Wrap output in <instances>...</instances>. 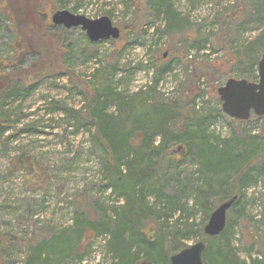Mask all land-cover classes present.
<instances>
[{
    "label": "rangeland",
    "instance_id": "rangeland-1",
    "mask_svg": "<svg viewBox=\"0 0 264 264\" xmlns=\"http://www.w3.org/2000/svg\"><path fill=\"white\" fill-rule=\"evenodd\" d=\"M241 2L173 0L175 10L185 19L176 31L166 29L162 16L157 18L147 11L148 25L142 30L147 27L149 32L140 31L126 42L122 40L114 45L111 40L91 43L80 28L64 29L63 46L68 50L55 75L37 78L30 89H18L0 102V264H26L30 247L51 235L71 233L79 214L87 215L85 219H97V214L102 211L110 214L119 205L111 189H98L105 162L99 147L93 144L90 118L98 114L104 102L105 114L113 115L122 130L129 133L131 127L136 131L151 126L153 114L145 116L159 96L165 103L179 96L184 100L182 107L190 100V110L206 117L204 134L211 143L230 138L237 142L233 146L239 148L245 141L233 137L232 133L239 136L244 132L249 143L237 150L264 156V119L251 116L247 122L236 124L215 112L221 109L217 90L227 80L257 81L252 78V71L256 70L252 64L263 49L254 40L263 27L250 23L246 12L240 15L239 22L225 30L221 26L222 8L234 11ZM258 2L245 0L244 5L255 10ZM127 3V0H57L61 9L56 11L65 10L89 20L107 17L119 28L121 23L128 25L133 17L134 9H125ZM53 13L47 18L51 19ZM9 28V22L0 18L1 59L11 55ZM124 46L127 47L122 50ZM158 49L162 55L166 53L162 58L167 71L154 89L153 57ZM183 52L186 58L182 57ZM191 87L194 91L190 97L187 90L192 92ZM183 89L185 92L181 94ZM140 90L143 94L137 97ZM117 97L131 102L129 111L123 113L117 108ZM169 108L174 114L179 111L173 106ZM183 110L185 113L188 109ZM119 133L111 132L110 136L115 138ZM154 141L157 146L159 137L155 136ZM114 143L110 140L104 148L112 150ZM196 162L195 150L190 149L177 171L195 172ZM114 178L110 182L114 183ZM250 182L242 202L226 213V227H231L233 237H206L205 243L211 244L214 250L222 245L223 239H228L238 257L248 263L264 259V249L250 247L244 240L252 232L264 244V168L261 164L252 171ZM190 197L186 212L182 213V222L188 217L193 224L190 237L172 241L166 237L165 229L161 234L163 247L169 250L170 256L199 242V231L203 232L207 223L208 218L201 211L191 210ZM221 203L224 202L217 199L210 202L214 209ZM178 214H173V220ZM79 226L82 229L84 224ZM108 239L107 235L90 236L86 245L77 250L80 255L86 253L82 261L59 264H109ZM74 242V238L69 239V243ZM51 246L63 248L60 242ZM87 246L89 250L85 252ZM212 259L213 264H225L215 256Z\"/></svg>",
    "mask_w": 264,
    "mask_h": 264
},
{
    "label": "trees",
    "instance_id": "trees-1",
    "mask_svg": "<svg viewBox=\"0 0 264 264\" xmlns=\"http://www.w3.org/2000/svg\"><path fill=\"white\" fill-rule=\"evenodd\" d=\"M127 1L125 9L133 8V17L128 25L120 24V38L117 41H110L112 45L122 40L126 42L131 35H136L140 31L148 33L147 27L142 30L148 25L147 11H151L154 17L162 16L166 29L171 32L176 31L183 25V20L185 21L175 10L173 0ZM244 2L245 0H242L234 11L222 8V29L225 30L229 25L239 22L240 15L246 12L250 23L263 27L254 42H259L264 51V0H259L258 8L255 10H252V7L246 8ZM60 9L57 0H0V18L10 24L8 32L11 51L9 57L0 58V102L7 99L9 93H15L18 89H30L37 78L52 77L64 63L63 57L68 50L63 46L65 30L54 26L47 18L48 14ZM126 47L124 46L122 50ZM223 47L225 51L229 50L226 44H223ZM261 54L253 60L252 65L256 70ZM181 55L186 58L184 52ZM162 56L159 49L154 52L152 79L154 89L160 77L167 71ZM26 61H29L27 65ZM256 70L252 71L253 79H257ZM187 91L191 97L194 89L192 88V92L189 89ZM184 92V89L181 90V94ZM141 94L143 92L138 91L137 97ZM115 96L119 95L115 93ZM115 101L118 103L117 108L123 113L130 110L128 106L131 102L128 103L119 97ZM183 101L178 96L166 104L159 96L154 100L156 105L151 106L145 116L150 117L153 114L151 126L136 131L131 127L129 133L122 130L120 122L113 115L105 114L106 102L101 104L98 114L90 118L95 138L93 144L99 147L105 162L98 189L104 191L111 189L119 205L112 208L110 214L106 211L97 214V219H85L87 215L79 214L70 229L71 233L60 232L51 235L30 247L26 264L82 261L86 253L80 255L77 252L78 248L86 245L85 242H88L90 236L92 238L98 235L109 237L106 243L107 255L110 256L109 264H170L169 250L164 249L160 237L164 229L166 237L172 241H179L180 238L186 240L190 237L192 222L188 217L182 222V213L186 212L188 196H191V210L201 211L205 219L214 210L210 204L213 199H217V202H226L236 197L228 211L236 209L245 197L246 188L251 184L252 171L256 165L261 164V168H264V156L256 157L247 150H237L243 149L242 146L249 143L244 132L239 136L232 133L233 137L245 141L239 148L233 146V143L237 142L230 138L211 143L204 134L206 117L190 110L188 107L190 100H186L182 107ZM170 106L179 111L174 114ZM184 108L188 109L185 113L182 112ZM215 112L226 118L220 108ZM261 118L264 119V116ZM245 122L232 120V123L236 124ZM150 128L153 130L148 133ZM118 131L121 133L115 138L110 136L111 132ZM155 136L160 139L157 146H154ZM109 139L115 142L112 150L104 148ZM177 146L183 147L182 155L175 151ZM190 149L195 150L196 170L181 174L183 171L177 170ZM113 177L114 183L110 182ZM84 203L86 205V202ZM175 212L179 214L178 218L173 220ZM81 223L84 224L82 229L79 226ZM225 235H233L231 227H225L220 235L213 238H225ZM199 236L200 241L206 243V237L201 229ZM71 238L75 239L74 244L69 243ZM223 240L222 245H217L214 250L211 244L205 245L202 254L205 264H213L214 256L225 264H264V259L249 263L241 260L231 246L230 240ZM244 240L251 244L250 247L264 249L263 242L252 232ZM57 242H60L63 248L51 246ZM88 250L89 246L85 248V252Z\"/></svg>",
    "mask_w": 264,
    "mask_h": 264
},
{
    "label": "water",
    "instance_id": "water-1",
    "mask_svg": "<svg viewBox=\"0 0 264 264\" xmlns=\"http://www.w3.org/2000/svg\"><path fill=\"white\" fill-rule=\"evenodd\" d=\"M54 26L64 29L80 28L91 43L100 41H116L120 38V29L113 26L110 19L101 17L89 20L83 16L73 15L68 11H56L51 15ZM166 57V53L163 58ZM221 111L228 118L236 121H248L251 116L261 118L264 116V51L257 64V81L248 82L243 79H229L217 90ZM175 151L182 155L184 149L177 146ZM236 200L233 197L219 205L210 215L203 228L204 236L216 237L226 224V213ZM205 244L202 241L181 250L170 256V264H203L202 254Z\"/></svg>",
    "mask_w": 264,
    "mask_h": 264
},
{
    "label": "bare ground",
    "instance_id": "bare-ground-1",
    "mask_svg": "<svg viewBox=\"0 0 264 264\" xmlns=\"http://www.w3.org/2000/svg\"><path fill=\"white\" fill-rule=\"evenodd\" d=\"M221 204H222V203H221ZM221 204H219V205H221ZM219 205H218V206H219ZM218 206H217V207H218ZM217 207H216V208H217ZM216 208H215V209H216ZM215 209H214V210H215ZM214 210H213V211H214ZM213 211H212V212H213ZM212 212H211V213H212ZM211 213H210V215H211ZM210 215H209V217H210ZM209 217H208V219H209ZM225 227H226V224H225ZM225 227H224V229H225ZM224 229H223V230H224ZM222 232H223V231H222ZM222 232H221V233H222ZM221 233H220V234H221ZM220 234H219V235H220ZM217 236H218V235H217ZM205 237H206V236H205ZM208 238H213V237H208ZM203 243H204V242H203ZM204 244H205V243H204Z\"/></svg>",
    "mask_w": 264,
    "mask_h": 264
}]
</instances>
